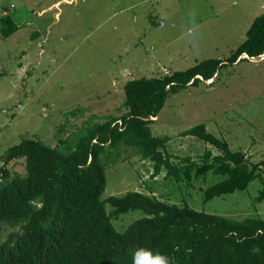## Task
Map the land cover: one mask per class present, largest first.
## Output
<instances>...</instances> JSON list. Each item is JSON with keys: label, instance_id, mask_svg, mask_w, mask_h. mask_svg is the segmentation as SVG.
I'll list each match as a JSON object with an SVG mask.
<instances>
[{"label": "rangeland", "instance_id": "1", "mask_svg": "<svg viewBox=\"0 0 264 264\" xmlns=\"http://www.w3.org/2000/svg\"><path fill=\"white\" fill-rule=\"evenodd\" d=\"M3 12L19 30L8 38L0 33V156L22 137L54 146L84 126L123 115V84L129 79L161 77L207 58L226 60L264 13V0H0V17ZM210 81L171 94L150 125L151 135L169 138L165 152L173 161L188 155L200 161L211 147L181 133L204 123L231 150L261 161L264 54L227 65ZM138 159L132 148L105 147L103 198L129 190L147 194L150 187L165 201L208 214L241 220L264 213V200H256L259 179L205 201V190L221 177L208 174L188 184L163 173L154 182L152 163L141 166ZM7 168L22 176L26 162L14 160ZM143 216L128 211L112 222L121 231ZM9 232L3 229L0 242Z\"/></svg>", "mask_w": 264, "mask_h": 264}, {"label": "trees", "instance_id": "2", "mask_svg": "<svg viewBox=\"0 0 264 264\" xmlns=\"http://www.w3.org/2000/svg\"><path fill=\"white\" fill-rule=\"evenodd\" d=\"M18 30L12 16L1 15L4 38ZM263 54L264 13L253 19L245 40L226 60L207 58L161 77L127 80L123 115L84 126L54 146L22 137L7 148L0 156V236L5 227L10 232L0 242V264H133L139 248L173 257L174 264H264V213L241 220L208 214L165 201L150 187L147 194L129 190L103 198L107 178L101 160L106 146L121 145L132 148L141 166L152 163L150 181L163 173L165 179L188 184L208 174L219 176L204 192L209 201L259 179L256 200H264V158L250 162L200 123L181 135L197 137L211 149L200 161L189 155L173 161L165 152L169 138L152 136L150 129L171 94L207 80L212 85L223 67ZM21 158L26 173L12 175L8 165ZM128 211L144 216L117 230L112 220Z\"/></svg>", "mask_w": 264, "mask_h": 264}, {"label": "clouds", "instance_id": "3", "mask_svg": "<svg viewBox=\"0 0 264 264\" xmlns=\"http://www.w3.org/2000/svg\"><path fill=\"white\" fill-rule=\"evenodd\" d=\"M133 264H174V258L158 252L153 254L151 250L139 248L133 254Z\"/></svg>", "mask_w": 264, "mask_h": 264}, {"label": "water", "instance_id": "4", "mask_svg": "<svg viewBox=\"0 0 264 264\" xmlns=\"http://www.w3.org/2000/svg\"><path fill=\"white\" fill-rule=\"evenodd\" d=\"M244 57H247V55L245 54ZM212 81H213V80H211V81H210L209 83H207V84H210Z\"/></svg>", "mask_w": 264, "mask_h": 264}, {"label": "built area", "instance_id": "5", "mask_svg": "<svg viewBox=\"0 0 264 264\" xmlns=\"http://www.w3.org/2000/svg\"><path fill=\"white\" fill-rule=\"evenodd\" d=\"M5 14H6V13H5V12H3V15H5ZM164 73H165V75H168V74H167V72H164Z\"/></svg>", "mask_w": 264, "mask_h": 264}, {"label": "crops", "instance_id": "6", "mask_svg": "<svg viewBox=\"0 0 264 264\" xmlns=\"http://www.w3.org/2000/svg\"><path fill=\"white\" fill-rule=\"evenodd\" d=\"M155 120V119H154Z\"/></svg>", "mask_w": 264, "mask_h": 264}]
</instances>
